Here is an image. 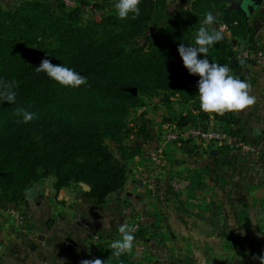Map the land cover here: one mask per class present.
Segmentation results:
<instances>
[{
    "label": "trees",
    "instance_id": "1",
    "mask_svg": "<svg viewBox=\"0 0 264 264\" xmlns=\"http://www.w3.org/2000/svg\"><path fill=\"white\" fill-rule=\"evenodd\" d=\"M166 1L141 0L140 14L134 20L132 14L120 19L115 12L86 27L78 24L79 7L60 9L54 15L48 5L30 1L15 12L0 10V80L18 83L15 103L0 102V183L5 189L17 191L11 197L21 196L33 182L48 175L55 177L56 191L71 182L88 184L90 190L85 195L97 205L123 188L127 175L122 160L140 151L137 145H122L119 137L130 106L143 105L128 90L130 87L140 93L164 89L169 93L163 94L161 101L176 96L187 104L186 113L168 119L172 126L205 127L213 119L226 132L243 139L233 128V112L219 115L200 110L196 87L199 76L189 74L179 56L180 43L195 46L192 31L196 14L179 8L147 33L152 12L162 13ZM94 6L99 7L96 3ZM217 13L233 38L248 49H257L255 27L239 6L220 5ZM46 29L51 30L48 35L31 38L36 30ZM139 38L142 42L136 45ZM45 58L76 70L88 83L78 88L64 87L46 73H37L35 67ZM206 58L228 65L232 75L245 80L240 72L244 60L227 37L211 46ZM17 107L35 113L36 118L17 123ZM147 123L139 125L136 135L152 145L155 137ZM105 136L116 137L120 157L109 150ZM180 146L193 157L206 151L188 140ZM96 239V256L105 264H136L127 253L116 259L110 243L100 236Z\"/></svg>",
    "mask_w": 264,
    "mask_h": 264
},
{
    "label": "crops",
    "instance_id": "2",
    "mask_svg": "<svg viewBox=\"0 0 264 264\" xmlns=\"http://www.w3.org/2000/svg\"><path fill=\"white\" fill-rule=\"evenodd\" d=\"M257 49L233 43L231 33L224 35L232 48L243 58L240 72L249 83L254 104L234 111L236 124L243 139L255 149L254 154L240 155L227 145L211 146L204 153L189 156L180 144H167L162 151L160 168L151 172V145L139 143V152L128 157L124 166L127 179L123 188L110 193L102 204H95L80 191H60L59 199L70 208L68 218L51 221L47 231L38 235V243L30 238L7 237L0 244L7 264H79L85 258L83 245L90 232L99 233L111 243L120 238L118 228L133 217H140L139 230L154 225L160 229L163 243H175L174 252L164 250L165 261L182 264H256L252 257L264 251V22L255 25ZM238 41V40H237ZM263 55L260 60L257 53ZM187 105V104H186ZM189 110L185 108L183 113ZM159 127V129H157ZM153 128L154 137L161 127ZM163 128V129H162ZM162 129V130H161ZM130 145V144H129ZM151 175L160 180L159 191H150ZM176 177L174 181L170 179ZM175 183L168 191L167 183ZM171 183V184H172ZM173 186V185H172ZM85 231L80 237L76 232ZM72 232L74 236H72ZM136 233V232H133ZM144 233V232H143ZM96 235V234H95ZM137 235V234H136ZM142 243L135 236L134 245ZM68 244H71L68 246ZM184 244L190 257L184 255ZM183 246V247H182ZM128 256L136 263L144 260L133 249ZM168 256V257H167ZM136 263V264H137Z\"/></svg>",
    "mask_w": 264,
    "mask_h": 264
},
{
    "label": "rangeland",
    "instance_id": "3",
    "mask_svg": "<svg viewBox=\"0 0 264 264\" xmlns=\"http://www.w3.org/2000/svg\"><path fill=\"white\" fill-rule=\"evenodd\" d=\"M30 1H37L42 5H48L50 11L53 12L54 15L58 14L60 9L69 11L79 7L81 12L78 15V24L83 27L96 25L105 15L116 12L114 8V3L116 0H0V10L15 12L25 3ZM240 1L241 0H213L208 2L205 0H167L162 13L156 11L152 12L153 19L149 24L147 33L149 31L155 30L158 24H162L164 21H166V18L168 16H172L179 8H185L196 14V24L194 25V29L192 31V36L195 40L196 33L201 26V23L207 12L211 11L215 15L217 14L218 6H239ZM256 1L259 2V5L254 13L249 17L251 20L250 23L254 27L258 21L262 20L264 22V0ZM58 3L62 4L61 8L57 5ZM95 3L98 4L99 7H95ZM39 8H41V6H39ZM219 25L220 21L217 19V22L210 27L218 28ZM50 31V29H46L44 32L41 30H36L32 33L31 38L41 35H48ZM226 33L227 32H224V35ZM37 40H42V37H38ZM47 40H52V38H48ZM141 42L142 38H139L136 45L141 44ZM235 42L241 45L243 44L241 41H237V39L234 38L233 43ZM128 90L140 98L143 102V105L138 107L130 106L128 109V113L126 114L125 120L123 121L122 133L119 134V137L121 136L122 139L120 142L122 145L128 146L130 144L132 147V145L143 143L140 140L141 138L136 135L138 133L139 125L148 121L149 123L147 124L152 130L153 128L156 129L155 127H158L159 124L161 127L167 128L170 126L168 119H173L179 113H183L187 107V105L181 102L180 98L176 96H170L168 102L161 101L163 94L169 93L164 89L157 88L151 93H140L136 87H130ZM157 129H159V127ZM157 129L156 132L158 131ZM164 131L165 129L159 134L161 137ZM161 137H157V139L155 138L154 143L152 144L153 147L151 145L152 148H150L148 155L149 159L151 155L157 153ZM116 140L117 139L115 136H105L104 143L116 157H120L118 151L119 145ZM160 155L162 160V151L159 153V156ZM126 159H128V157L122 160L124 165L126 163ZM152 164L153 167L151 172H155L160 168L161 161ZM124 167L125 169L127 168L126 166ZM175 178L176 177H172L170 180L174 181ZM54 181L55 177L53 175H48L47 177L41 178L38 181L33 182L27 191H25L21 196L17 197H11V195H15L17 191H13V188L5 189V187L3 188L0 183L1 241H4L6 236H19L25 239L30 238L33 242L38 243V235L42 234L44 231H47L46 225L51 221H63L68 218L70 208L77 209V205L84 201L83 196L86 197L85 192L90 190V186L84 182H71L69 185L63 186L59 191H56L53 186ZM159 181L160 180H158V178H155V175H151V178H149L148 182V185L151 187L150 191H159L157 188L159 185L157 183ZM171 183L172 182L167 183V190L175 191L173 190V187L176 185L175 183ZM60 191H80L82 196L81 202L77 201V204L74 205V203L73 207H66L64 201L58 198ZM86 198L89 201H93L88 197ZM133 220L132 231L136 232L133 234L134 236H138L139 240H142V243L133 247V251L140 255L144 253L145 257L144 260L138 261V263H136L176 264L173 260L165 261L164 259L166 257L164 250L167 252V255L169 253H173L175 243H163L162 240H160V229L154 225L143 229V231H140V217H137V215L133 217ZM135 224L137 226L136 229L134 228ZM84 230H86L87 233H90L86 239V243L83 245V252L85 254L84 259H86L89 241L92 237L97 236L99 233L90 232L92 228L88 227H84ZM81 233L84 236L86 235V232L83 230L81 232L75 231V235L77 237H80ZM71 235L74 236V233L72 232ZM184 246L185 247L182 246V252L184 255H188V257H190V251H188L189 246L187 244H184ZM234 262L237 264L238 261ZM0 264H7L6 256L1 258ZM182 264H192V262L185 261Z\"/></svg>",
    "mask_w": 264,
    "mask_h": 264
},
{
    "label": "clouds",
    "instance_id": "4",
    "mask_svg": "<svg viewBox=\"0 0 264 264\" xmlns=\"http://www.w3.org/2000/svg\"><path fill=\"white\" fill-rule=\"evenodd\" d=\"M140 2L141 0H116L114 8L120 19L128 18L129 14H132V18L135 19L140 14ZM218 16L219 13L214 15L211 11L207 12L196 33L195 46L180 43L177 50L189 74L199 76L196 87L200 110L205 113L224 115L226 112L243 110L254 104L255 97L249 95V83L232 75L228 65L211 62L206 58L209 48L224 38L223 24L218 28L210 27L217 22ZM201 56H203L202 59ZM35 71L46 73L48 78L64 87L78 88L88 83L87 78L76 70L63 64L54 65L47 58L41 60L39 66L35 67ZM17 87L18 83L15 80H0V102L15 103ZM14 115L19 118L17 123H28L36 118L35 113L23 107H17ZM261 218H264V213H261ZM118 232L120 238L110 245L112 256L116 259L125 253H130L135 240L133 231L127 224H121ZM252 259L256 264H264V251L254 255ZM79 264H105V260L93 257L82 259Z\"/></svg>",
    "mask_w": 264,
    "mask_h": 264
},
{
    "label": "built area",
    "instance_id": "5",
    "mask_svg": "<svg viewBox=\"0 0 264 264\" xmlns=\"http://www.w3.org/2000/svg\"><path fill=\"white\" fill-rule=\"evenodd\" d=\"M223 23H220V25ZM219 25V26H220ZM224 32L228 31L225 24ZM260 60L263 59V55L258 52ZM191 141L200 147L201 150L208 149L211 146H224L227 145L232 149H235L240 155L254 154L255 149L248 142L240 137L233 136L226 132L218 122L211 119L208 121L205 127L188 125L185 127L178 128L170 125L162 133L159 149L157 153L151 155L150 160L152 163L161 161V155L159 153L163 151L167 144H180L183 141ZM177 188V186H174ZM134 228L137 226L135 224ZM96 236L92 237L88 244L86 259L97 258L96 256Z\"/></svg>",
    "mask_w": 264,
    "mask_h": 264
},
{
    "label": "water",
    "instance_id": "6",
    "mask_svg": "<svg viewBox=\"0 0 264 264\" xmlns=\"http://www.w3.org/2000/svg\"><path fill=\"white\" fill-rule=\"evenodd\" d=\"M259 2L256 0H241L239 7L246 18H249L257 9ZM84 186V185H83ZM71 244H68L70 246ZM5 246L0 244V256L3 254Z\"/></svg>",
    "mask_w": 264,
    "mask_h": 264
}]
</instances>
